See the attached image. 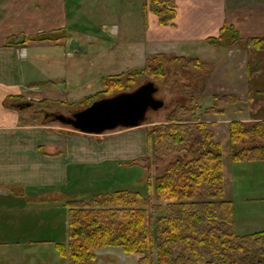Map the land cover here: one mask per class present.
I'll use <instances>...</instances> for the list:
<instances>
[{"label":"crops","instance_id":"0c3cea01","mask_svg":"<svg viewBox=\"0 0 264 264\" xmlns=\"http://www.w3.org/2000/svg\"><path fill=\"white\" fill-rule=\"evenodd\" d=\"M173 1L176 16L171 24L161 25L147 12L144 34L152 47L149 55L188 58L192 53H206L208 57L200 62L209 69L216 70L218 65L231 69L233 83L213 94H231L236 100L233 105H243L232 107L227 102L218 107L221 113L203 109L214 115L215 120L205 122L213 141L227 154L231 121H264V49L244 45L247 38H264V0ZM67 9L62 0H0V264H69L57 248L68 242L66 201L80 197L87 201L97 194L122 191L114 176L120 169L131 170L138 163L130 162L148 150L147 132L140 127L117 136L74 133L63 139L58 132L21 122V111L7 100L38 93L42 82L35 77L46 69L75 70L71 61H60L57 51L77 39L68 32L63 38L58 36L72 19V7ZM223 26L232 27L239 41L230 46L207 43ZM43 33L52 36L32 38ZM126 39L122 35L121 44H129ZM216 48L225 51L222 60L211 53ZM64 51L65 57L78 54L77 49ZM47 79L53 82L55 78ZM222 173L223 200L233 204L234 233L264 232V160L232 161L225 156ZM95 253V264H138L140 259L139 254L115 246L98 248Z\"/></svg>","mask_w":264,"mask_h":264},{"label":"trees","instance_id":"16d2710c","mask_svg":"<svg viewBox=\"0 0 264 264\" xmlns=\"http://www.w3.org/2000/svg\"><path fill=\"white\" fill-rule=\"evenodd\" d=\"M145 6L161 25L171 24L176 16L173 0H146ZM64 32L59 30L58 36L63 38ZM51 36L43 33L32 38ZM237 40L233 28L223 26L217 37L206 42L230 46ZM244 45L264 49V38H247ZM193 62L199 69L205 66L197 59L155 53L140 68L101 77L103 90L89 97L86 105L130 90L138 77L164 81L168 69L179 73ZM19 98L7 100L19 108ZM211 98L207 110L212 113L223 112L218 108L221 103L236 101L231 94ZM147 143L146 155L130 164L144 167L147 188L166 205L162 208L141 193L126 190L97 194L87 201L67 200L68 242L57 248L69 264H95V250L108 246L140 254L138 264H264V232L238 236L233 231V204L223 200L222 173L225 156L232 161L264 160V121H231L225 154L213 141L208 123L199 119L196 105L179 104L148 131ZM151 209L161 214L155 221Z\"/></svg>","mask_w":264,"mask_h":264},{"label":"rangeland","instance_id":"374dc122","mask_svg":"<svg viewBox=\"0 0 264 264\" xmlns=\"http://www.w3.org/2000/svg\"><path fill=\"white\" fill-rule=\"evenodd\" d=\"M62 1L67 4V11H69L70 6L72 7V19L67 21L68 28L64 34L68 32L72 36H76L77 39L74 38L76 43L70 42L65 48H58L57 51L60 52V54L58 53L60 61H63V63L71 61L75 70L63 68L60 69V72L59 70L58 72H52L46 69L42 75L38 73L35 78L39 82H45V85L40 84L42 87L38 88V93H30L18 99L21 104L26 105L28 103V106L18 108L16 105L15 107L13 106V109L15 108L18 112L21 111L19 112L21 122L44 127L48 131L58 132L63 139H67L68 135L80 132L73 130L69 126L61 125L52 118V115L45 116L44 113L70 115L72 112L85 107L84 104L86 105L87 99H90L89 97H93L94 94L103 90L101 77L142 67L145 62L144 59L151 56L149 53H151L152 47L148 46L147 37L145 39L144 34L148 12L145 6L146 0ZM234 1L239 3L250 0ZM122 35H126V40L129 41V44H121ZM81 42L82 44H80ZM144 42L145 44H143ZM122 43L124 42L122 41ZM72 49H77L78 54L72 55V57H65L64 50L73 52ZM211 53L215 58L220 57V60H222V55L225 56V51L221 48H216ZM205 55L192 53L188 55V58L192 60L198 58L199 62H203L204 60L201 59L208 57V55ZM220 66L218 65L216 70L210 69L209 74L206 73L209 72V65H203L199 69L195 62L191 63V67L186 70L182 69L179 73L168 69L164 81H153L157 87L155 97L163 101V107L156 111H148L145 120L138 127L148 133L155 124L164 122L169 111L179 104H195L199 119L203 121L215 120L214 115L204 113L203 109L213 104L211 94L223 92L228 85L233 83L229 76L232 73L231 69L227 70ZM46 73H49V75ZM47 77L55 79L53 82H49ZM146 81L149 80L138 77L130 85L129 89L133 90ZM221 105H228V103H221L218 106ZM238 105H243V103L237 102L235 105L232 103L231 106ZM134 128L136 127L116 128L104 132V135L117 136L127 133L125 132L127 129ZM151 172L154 173L153 171ZM139 176L142 177L141 180H139ZM146 176V170L138 163L136 166H132L131 170L120 169V172H117L114 178L119 181L118 188L137 191L146 199H151L153 204H162L163 208L167 202L162 201L160 204L155 198L154 200L152 199L153 190L147 188ZM80 198L84 199L85 197ZM151 213L153 221L161 215L154 209H151Z\"/></svg>","mask_w":264,"mask_h":264},{"label":"water","instance_id":"95a60500","mask_svg":"<svg viewBox=\"0 0 264 264\" xmlns=\"http://www.w3.org/2000/svg\"><path fill=\"white\" fill-rule=\"evenodd\" d=\"M156 92L157 87L149 80L133 90L95 99L70 115H51L61 125L89 135H99L116 128L138 127L145 120L148 111L163 107V101L155 97ZM28 105L19 104V107Z\"/></svg>","mask_w":264,"mask_h":264},{"label":"flooded vegetation","instance_id":"af4514ba","mask_svg":"<svg viewBox=\"0 0 264 264\" xmlns=\"http://www.w3.org/2000/svg\"><path fill=\"white\" fill-rule=\"evenodd\" d=\"M44 115H45V116H49V115H51V113H44Z\"/></svg>","mask_w":264,"mask_h":264}]
</instances>
